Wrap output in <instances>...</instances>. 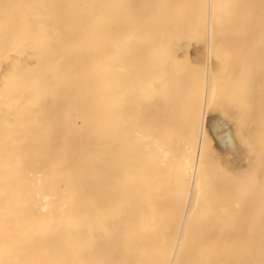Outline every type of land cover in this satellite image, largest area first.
<instances>
[{"label":"bare ground","instance_id":"obj_1","mask_svg":"<svg viewBox=\"0 0 264 264\" xmlns=\"http://www.w3.org/2000/svg\"><path fill=\"white\" fill-rule=\"evenodd\" d=\"M204 36L210 44L219 41L223 56L237 38L240 50L250 52L254 39L258 45L253 42L249 55L264 57L257 49L264 0H0V264H264V248H232L230 230L224 241L230 248L210 247L211 240L193 244L190 227L204 214L194 221L191 206L210 198L197 202L205 165L202 140L195 145V109L198 101L212 107L219 95L210 90L200 100L203 85L195 93L194 80L183 83L185 64L174 57L177 49L190 58L193 48L205 49ZM216 36L234 40L229 47L230 39L220 43ZM207 56L211 60L210 52L197 63L207 66ZM163 97L169 121L161 117ZM208 109L199 118L200 136H208L236 183L243 175L242 187L256 173L254 163L242 161L251 158L250 148L235 132L247 155L241 157L235 121L218 106L221 114ZM209 159L214 173L219 158L214 168L215 158ZM204 213L208 231L199 230L206 235L216 224L208 228Z\"/></svg>","mask_w":264,"mask_h":264},{"label":"rangeland","instance_id":"obj_2","mask_svg":"<svg viewBox=\"0 0 264 264\" xmlns=\"http://www.w3.org/2000/svg\"><path fill=\"white\" fill-rule=\"evenodd\" d=\"M216 37H217V40H221L220 43H222V42L225 43L224 40L226 41L227 39L228 40L230 39V37L229 38L226 37V39L222 40V39H219V36H216ZM220 38H222V37H220ZM237 39H239L238 40L239 43H238L237 40H234V37H232V39H230V41H229L230 43H228L229 47H230L231 46L230 45L231 42L234 40L235 43L232 42V45H234V46L230 47V48L231 49L232 48L235 49L234 47H236L237 48L236 49V53L234 52V50L231 51V49H230V51H229V49H228L229 54L226 53V55L224 54V56H223V53H221L222 56L219 55L218 51L220 49V46H219V49H217V47L219 45V43H218L219 41L215 44L214 40H216V38H214V39H212L213 42L211 41L212 44H210L209 40L207 39V37L204 36L201 40H199V43L202 44V45H205V47L203 46V48H205V49H202V47L198 48V49L192 47L193 48L191 50L192 52L190 51L192 53L191 58H190V53L187 52L188 50L187 51L185 50L184 53L182 54L181 51H183V50L177 49V51H180V53L175 55V57H174L180 63H184L185 64L186 69L184 71L185 75L183 74V83H184V80L186 81V84L187 83L189 84L190 80H191L190 83H193V80H194V83H193L194 85L193 84L192 85L194 87L196 86L195 90H194L195 93H196V91L199 92L198 90H199L200 85L198 83L201 82V85H203V90H201V91L203 92V97L202 98H204V99H200V100H206L204 93L207 94V97L211 96V94L213 92H211V94L208 93V92H210V90L214 91L213 97L216 98L219 95L216 100H213L212 107L209 105L211 103L210 101H207V102L203 101V103H205V105L201 101L200 102L198 101L199 106L197 107V109H195V110L198 111V116H199L198 119H197V123L195 121V123H196L195 131H194L195 145H196V147L198 149L199 142L202 140V148H201V154H200V158L199 159H200V162L203 163V165L201 163L200 166L202 167V166L205 165L203 170H201L200 172L198 171L200 184H202V186L204 185V187L202 188L201 185H200V190H203V192L200 195V191H199V197H197V199H198L197 202L201 201L203 198H204L203 200H206L205 197L207 198L209 196H210L211 199L208 198L209 201H208V203L205 201L206 204H205V202H200L199 204H197V202H196L197 207L196 206H193V207L191 206V209H192V212H193V210H195V212L197 213L196 215L194 214V216H195L194 221H195L197 215H201V212H203L202 214H204V215L206 214L204 212H207V214L210 217L208 219V226H209L208 228H210V226L216 224V225L213 226L212 229H210V231H211V232L209 231L210 234L207 233L206 235L205 234L203 235V232L205 231L206 224H207V220H206L207 219V215L206 216L203 215V217H199L202 220H204V222L200 219L201 220V221L199 220L200 223L197 222L198 227H197L196 222L190 227V229H191L194 226L193 230L191 229V231L195 232V235H194V239L195 240L192 239V234H191V239L193 240V244L195 246H201V247L203 246V247H205L204 242H206V245H207V240L208 241L211 240L210 242H208L210 247H213V246L215 247V243L217 242V243H219V245L218 244L216 245L217 247L220 246V244H222V246L219 247V248H223L224 246L226 248H230L229 244L231 245V242L235 241L234 246L231 245L232 248H235V249L256 248V247L257 248H264V193H262V192H264V187H263L264 186V182H263V185L261 184V181L264 179V174L261 173L262 169L259 168L260 173L257 171V169H255L256 170V173H255L256 174V178H257V180L259 179L258 182L256 181L255 174H253V179H252V177L250 178V176H248L249 178L248 177L246 178L247 180L249 179L248 183H250L249 184L250 186L253 184L254 181H255L254 182L255 185L253 187L252 186L250 187L252 192L249 191V192H247V194L246 193L244 194V191H246V190L248 191L249 185L246 184V179H245L244 180L245 182L242 181L243 183H245V185L242 184V185H244V186H242L244 188L241 187V185H240L241 182H238V181L242 180L241 178L243 177V175L241 174L242 177L240 175L241 178L239 180L237 179V183H236L235 178H237V176H235V175H237V174L235 173V175H233L232 174L233 172H231V175H230L229 170L226 169V165H225V163L223 161L224 159L222 158L220 153H218V154L221 157H219V155H216L217 150H215V148L213 149L212 143H211L210 139L208 138V136L206 134L203 135V138H201V136H200V133L202 135V132H201L202 122L200 121L201 120L202 111L205 108L207 110H209L208 108H211L212 110H215V109H213V106H214V108H216L215 111L217 112V106H218V110H220L219 109V107H220L221 108L220 111L222 112V114L225 115V117L227 116L231 120L235 121L233 123L237 124L236 125L237 128H239L242 131L243 138H241V139L244 140L245 145L248 146V147H246V149L250 148V149H248L250 152L247 150V153L249 152L248 155L250 154L249 156H251V158H252V155H253V157H257V156L264 157V147L262 146V141L264 142V132H262V131H264V86L262 88L260 86V84L264 85V76H263L264 75V68H262L263 63H264V57H263V54H261V55L258 54L257 55L258 57H257L254 52L251 53V56L249 55V53L252 50L251 48L255 47V45L253 44V42H254L253 38H251V40L253 39V42H251L249 44V47H250L249 51L250 52H243L242 50H240L239 46L241 44L240 43L241 42V38H237ZM247 39L248 38H245L244 41L246 42ZM258 39H260V38H258ZM228 40H227V42H228ZM261 40H262V42H259V46H257L258 45L257 42H254V43H257V45H256L257 49H259V47L262 48V51L260 53H262L263 49H264V38L263 39L261 38ZM261 40H259V41H261ZM248 41H249V39H248ZM255 41H257V39H255ZM245 42L244 43L242 42L243 43L242 46H244ZM197 43L195 42L194 44H197ZM199 43H198V45H199ZM236 43H237V45L235 46ZM207 44L210 47H214L213 50H215V48H216V50L215 51H211L212 48H211V50H210V48L209 49L206 48ZM225 46H226V44H225ZM242 46H241V48H242ZM225 48L226 49H224L223 52L225 50H227V46ZM247 49H248V46H247ZM206 50H208V51L204 52ZM209 50H210L211 56H212L211 60H209V57L207 56L208 57L207 58L208 62H206L207 66H205V64H203L204 67L200 66L199 65L200 58H201V61H202L201 62V65H202V63H204V61L206 60V58L204 57L205 54L206 55L210 54ZM237 50L240 51L241 54L239 52H237ZM196 51H197V55H196ZM259 51L257 53H259ZM202 52L204 53L203 55L201 54ZM213 52H214V55H212ZM230 52H232V53L234 52L235 54H232ZM237 53H239V54H237ZM194 54L196 55L195 58H194ZM236 54H237V57H236ZM259 55L262 58H259ZM254 56L257 58V60L254 59ZM192 57H193V59H195V61L193 60L194 64L191 63L192 62L191 61ZM215 57H216V59H214ZM239 57H241L242 59L240 58V61L237 62V59H239ZM250 59H251V61H250ZM258 59L259 60L261 59V63H260V61H258ZM213 60L214 61L217 60V62H218V60L221 61L220 64H218V66H219V67H217L218 70L216 68V72H217L218 76L216 75L215 71L212 72L213 69L215 70V66L217 64V62H214ZM210 61H211V64H212L211 67H210ZM212 61L214 62V64L212 63ZM245 61H247V62H245ZM256 61H257V63L258 62L260 63V65L258 63V67H257ZM195 62L196 63L199 62V63L196 64ZM188 66H190V67H188ZM196 66H197V69L195 68ZM260 66H261L262 69L259 68ZM207 67L211 68L210 71L212 73L210 71H208ZM205 68H206V71H205ZM259 69H260V72H261V74H260V72H258L260 74V76L257 73V71H259ZM185 72H188V74L185 73ZM223 73H225L224 79L222 78V76H219L220 74L223 75ZM181 74H180V76H181ZM209 74H210V76L213 74V80H212V76L210 77ZM214 74H215V76H214ZM190 75H191V77H190ZM205 76H206V78H205ZM185 78H187V79H185ZM207 79L209 80V82H208ZM210 79L213 82H214V80L216 81L215 86H217V85L219 86L220 83H221V88L219 89V91H217L218 87L216 88L214 86L215 82L214 83L211 82ZM187 80H189V81L187 82ZM230 80L232 81V84L230 83ZM261 80H262V82L259 83V81H261ZM217 81H218V83H217ZM228 81H229V83H228ZM209 83H211V86H209ZM244 83H245V85H244ZM229 84L231 86H229ZM258 85H259L260 89H262L260 94H259ZM211 87H212V89H211ZM227 87H229L230 89L228 88L229 89L228 90ZM232 87H233V89H232ZM236 88L237 89L239 88V89L237 90ZM214 89H216V91L218 93L216 96H215L216 93H215ZM226 89H227V91L229 93H227V91H226V93H223ZM195 93H194V95H195ZM223 94L225 95L226 98H224ZM260 95H262L263 98H261ZM197 96L198 95H195V97H194V101L195 102L198 100ZM165 97L168 98L169 97L168 94H167V96L165 95ZM213 97H212V99H213ZM259 98L262 99V101ZM168 101L169 100L168 99L165 100L164 97H163V101H161V106H162L161 117L164 118L165 121L171 120L169 118V113L167 114V111H166L167 108H168V104H167ZM179 102H181V101H179ZM242 102H243V104H242ZM155 103L157 104V103H160V102L156 101ZM165 103L167 104V107H166ZM197 104H195V106H197ZM163 105H165V108L163 107ZM203 105H204V107H202ZM170 106H171V104H170ZM172 106H173V104H172ZM200 107H201V109H200ZM194 108L195 107H193V109ZM202 108H203V110H202ZM164 109H165V111H164ZM211 109H210V111H212ZM148 110H149V112H151V110H154V108H152L151 110L150 109H148ZM215 111H213V112H215ZM220 111H218L217 113H220ZM179 113H181V112H179ZM181 116L184 118V114L183 113H181L180 119H181ZM178 118H179V116H178ZM199 118H200V120H199ZM174 120H175V123L178 122V121H176L177 117H175ZM205 137H206V142H204L205 141L204 140ZM199 139H201V140L199 141ZM213 155H214V158H215L214 161H213V159H214ZM211 156H212V161L214 162L213 168L215 166V161L217 160V156L219 158V160H217L218 163L216 162V167L214 168V171H215L214 173H213V169L211 167L212 163H210L211 159H209ZM220 158H222V160ZM220 160H221V162L223 161V165H225V167H224L225 168V173H227V174L224 173V170H221L223 168V166L221 164H220L221 167H218V166H220L219 163H221ZM210 164H211V166H209ZM200 166L198 168L199 170H200ZM209 168L212 171L211 176H210L211 179L208 176V174H210L209 172H211V171H209ZM251 168H252V166H251ZM220 171H221V175L219 174ZM248 171H249V169H247V172L244 173L245 177L247 176L246 174H248ZM251 172H252V170L249 173H251ZM253 172H254V170H253ZM223 173H224V175H223ZM258 174H260V175H258ZM261 174H262V176H261ZM204 175L207 176V177H205ZM232 175L235 178H233ZM262 177H263V179H261ZM203 179L206 181L205 183H202ZM215 179H217V180H215ZM232 180L234 182H232ZM208 181H209L210 185H209ZM171 182L174 183L175 180H173ZM176 182H177V180H176ZM229 182H232V183H229ZM256 182H257L259 188L256 187L257 186ZM179 183H181V181H179ZM246 187H247V189H246ZM261 188H262V192L261 193L263 195L262 197H261L260 190H259ZM241 189L242 190L245 189V190H243V194L244 195L240 194L241 193ZM257 191L259 192V194H258ZM254 192H257L255 194V196L253 194ZM177 193L179 194V192H177ZM212 193H213V195H212ZM178 194H175L174 197L180 196V194L179 195ZM257 194L260 195L259 196V197H261L260 200H258ZM201 196L203 198H201ZM180 198H181V196H180ZM174 199H176V198H174ZM261 200H262V203H261ZM210 201H211V203H210ZM256 201H257V203H256ZM203 203L205 204V207H204ZM215 203L217 204V206H216ZM208 204L210 206H208ZM236 204H238L237 206H239V208L236 206ZM259 204H261L260 208H259ZM201 207H202L203 210L202 209L200 210ZM257 207L259 208L258 209L259 213L256 212V214H255L254 212L257 210ZM206 210H208V211H206ZM241 210H242V212H241ZM249 210H250V212H249ZM195 212H193V213H195ZM220 213H223L224 218H222L223 216L221 217ZM248 213H249V215H248ZM252 214H253V216H252ZM191 215H192V213H191ZM233 216H234L235 219L233 218ZM227 217H228V219H227ZM197 219H198V216H197ZM227 220H228V224H227ZM202 223H204V225ZM195 226L197 228H195ZM202 227H203V232L201 231ZM224 227L227 228V229L225 230ZM230 227H232V228H230ZM200 228H201V230H199ZM196 229H198V233H196V231H195ZM222 230L224 231L223 233L221 232ZM229 230H230V238L227 241V243H229V241H230V243L228 244V247H227L225 245L226 242H224V241H226V238H228L227 236H229ZM232 230H233V232L231 234ZM207 231H208V229H207ZM205 233H206V231H205ZM212 233H213V236H212ZM227 233H228V235H227ZM222 234H223V237H222ZM201 235H203V236H201ZM219 235H220V237H219ZM199 236L202 237V240H201V238H199ZM196 237H197V239H196ZM216 237H217L218 240H216ZM204 238H206V240H204ZM222 238H223V241L221 240ZM235 238H237V242H236ZM197 241H199L200 245L198 244ZM212 241H214V242L212 243ZM221 241H222V243H221Z\"/></svg>","mask_w":264,"mask_h":264},{"label":"crops","instance_id":"obj_3","mask_svg":"<svg viewBox=\"0 0 264 264\" xmlns=\"http://www.w3.org/2000/svg\"><path fill=\"white\" fill-rule=\"evenodd\" d=\"M231 122V121H230ZM231 124H232V136L235 138L236 136V134H234L235 132H237V137H238V139L240 140V138H239V134L241 135V138H243V133H242V131L239 129V128H237V126L233 123V122H231ZM234 124V125H233ZM234 126H236V129H235V127ZM234 128V129H233ZM238 132H239V134H238ZM235 140H236V144H237V147L239 148H237L236 150H237V152H240V151H242V152H240L241 153V157L242 156H244V154L243 153H245V155H246V151H245V149H246V146H245V149L243 148L244 146H242V145H240L241 144V142L239 141L238 142V140L235 138ZM241 141H242V139H241ZM240 143V144H239ZM243 144H245L244 143V140H243V142H242ZM262 146L264 147V143L262 142ZM236 153V152H235ZM247 156V155H246ZM224 159V158H223ZM248 160V161H247ZM253 160V158L251 159H246L245 161L244 160H242L243 162H247L248 164L249 163H251V165H253V163L255 164V168L257 167V168H261L262 170H263V172H264V157H259V156H257L256 158H254V162L252 161ZM255 160H256V163H255ZM241 161V162H242ZM261 162H263V163H261ZM224 163L226 164L227 162L224 160ZM259 163V164H258ZM261 164H262V166H261ZM256 168V169H257ZM255 171V170H254ZM258 171V170H257ZM241 175V174H240Z\"/></svg>","mask_w":264,"mask_h":264}]
</instances>
